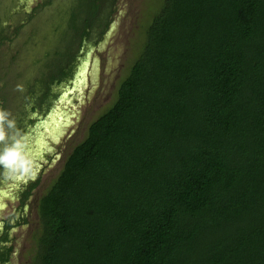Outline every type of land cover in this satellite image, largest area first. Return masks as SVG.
I'll list each match as a JSON object with an SVG mask.
<instances>
[{
	"label": "trees",
	"instance_id": "obj_1",
	"mask_svg": "<svg viewBox=\"0 0 264 264\" xmlns=\"http://www.w3.org/2000/svg\"><path fill=\"white\" fill-rule=\"evenodd\" d=\"M6 1L0 53L17 36L27 48L53 33L34 51L46 59L78 44L55 79L71 87L119 0ZM145 30L114 103L38 203L32 264H264V0H163ZM1 87L25 134L53 107L22 95L12 112ZM13 253L0 247V261Z\"/></svg>",
	"mask_w": 264,
	"mask_h": 264
},
{
	"label": "rangeland",
	"instance_id": "obj_2",
	"mask_svg": "<svg viewBox=\"0 0 264 264\" xmlns=\"http://www.w3.org/2000/svg\"><path fill=\"white\" fill-rule=\"evenodd\" d=\"M5 2L10 3L6 0ZM162 3L163 0L118 1V9L114 12L111 26L105 32V38L103 41L99 40V45L95 46L93 44L90 47L92 56L90 58L87 84L74 87L71 93L73 95L75 93L77 96L70 98L69 95V103L60 101L58 104H53L52 109H50V119L52 114H54L53 118L63 119L60 134L53 138L55 144L48 142L50 149H52L50 153L56 154L58 160L55 161L56 163L52 170L45 175L44 183L38 189V196L34 198L35 202H38L48 186L58 176L66 155L87 137L92 123L114 103L120 83L127 76L142 49V43L145 41V32L147 31L145 29L160 10ZM34 7L35 5L32 8ZM12 9H14V6H12ZM30 9L27 8L26 11L30 12ZM1 14L5 15L4 13ZM2 34L0 37H2ZM52 35L53 33L50 34L49 39L34 40L30 46L29 44L27 45V48L25 46L27 43L25 36L13 37V44L10 42L8 46L1 49L4 52V54L0 53L1 90L2 94L9 99L8 109L12 112H16V104L22 95L19 104L22 105L24 103L27 90H29L27 88H31L37 80L41 79L42 71L36 68L38 65L35 62L34 46L42 47L48 45L51 43L49 40L55 38ZM22 42L25 46L23 51ZM65 47L66 45L62 46L59 52L65 51ZM10 51L15 54L21 51L20 57L24 60L29 57L30 66L29 63L27 65L24 63L26 60L21 62V64L16 61L13 66L11 58H9L10 54H8ZM87 58L88 56L83 61ZM18 85L22 86V88H18ZM11 97L12 99H10ZM13 98L17 99L15 103L12 102ZM75 99H77V103H73ZM62 113L66 117H63ZM61 151L64 152V157ZM0 192L3 193L0 196V203L4 205L3 210L10 212L14 206L8 201L7 196L10 192L6 188H2ZM33 218L29 227L20 229L16 234L18 246L12 264H32L34 260L38 237L36 234L39 232L40 224L38 214H35Z\"/></svg>",
	"mask_w": 264,
	"mask_h": 264
},
{
	"label": "flooded vegetation",
	"instance_id": "obj_3",
	"mask_svg": "<svg viewBox=\"0 0 264 264\" xmlns=\"http://www.w3.org/2000/svg\"><path fill=\"white\" fill-rule=\"evenodd\" d=\"M108 16L110 15L103 12L100 15V20L107 21L106 18ZM65 45L66 50L59 52L57 56H55V53H53L50 58L46 59L45 55H35V62L38 65L36 66V68L37 70L42 71L41 79H39L40 83H38L35 87L36 91H39V96L41 98L39 99L38 95L33 93L34 91L30 93L29 97H31L30 100L32 104L37 108L38 104L42 103L41 101H43L45 105L58 104L60 103V101H67L69 103V98L66 99L69 95L70 98H72L73 96H77L75 93L74 95L71 93L74 89L73 83L71 87H68L64 84L58 83L57 80L55 81V79L58 77L57 72H60L63 67H71L75 64V61L78 60V58L75 56V50L79 47V45H73L70 44V42L66 43ZM71 47L73 49H71ZM90 47L83 46V48L81 49L80 53L83 55V58L80 59V63L77 66L76 75L79 73V69L82 66L81 64L84 62L83 60L90 54ZM34 48L35 50L41 49L40 46H35ZM25 60L26 61L24 63L26 65L29 63L30 66L29 57ZM42 87L50 92L49 96L47 95L45 90L42 89ZM29 97L24 99L23 104H29ZM76 100L77 99L74 100V103H77ZM49 112L50 111H48L44 117L39 116L37 113H33L32 119L36 121L35 124L32 125L31 122H27L25 124L27 130L26 135L29 140L30 155L34 158L38 169L36 175L34 177H29L19 181L11 180L5 177L4 174L0 175V190L2 188H6L10 192V194L7 196L8 201L14 205L11 208L10 212H6L3 209L0 210V247L5 249L11 248L13 246L14 251L13 255L11 256V260H9L7 263H2V261H0V264H12V261L16 256L15 252L18 246V239L16 234L20 229H26L27 227H29L31 225V220L34 219L33 217L35 216V214H38V203L41 198L38 200V202H35L34 198L38 196V189L43 185L45 175L52 170L53 166L56 163L55 161L58 160V156L56 154H51V150H47V148L50 149V145L48 142L52 143L53 145L55 144V142L53 141L54 139L52 138L53 136H50L51 131H49L48 128L49 123L51 122ZM46 133H49V135ZM61 153L63 156L64 152L61 151ZM50 186L51 185L48 186L47 190L50 188ZM2 194L3 193L0 192V196ZM8 239L11 240V242H9Z\"/></svg>",
	"mask_w": 264,
	"mask_h": 264
},
{
	"label": "clouds",
	"instance_id": "obj_4",
	"mask_svg": "<svg viewBox=\"0 0 264 264\" xmlns=\"http://www.w3.org/2000/svg\"><path fill=\"white\" fill-rule=\"evenodd\" d=\"M22 88V86H17ZM0 168L5 177L19 181L34 177L38 171L30 155L29 140L18 127L11 112L0 108ZM3 209V208H2ZM0 209V210H2Z\"/></svg>",
	"mask_w": 264,
	"mask_h": 264
},
{
	"label": "bare ground",
	"instance_id": "obj_5",
	"mask_svg": "<svg viewBox=\"0 0 264 264\" xmlns=\"http://www.w3.org/2000/svg\"><path fill=\"white\" fill-rule=\"evenodd\" d=\"M89 66H90V61H89L88 64H85L83 66V69H85L86 71L82 73V75L84 76V83L81 84V85L87 84V75H88ZM94 72H97V71H94ZM66 99H68V97ZM62 116L66 117V116H64L63 113H62ZM51 117L53 118L54 114H52ZM62 123H63V119L61 120V119L53 118L51 120V122L49 123L48 128H49V131H51L50 132V136H53L52 138H56L58 136V134L60 133V130H61V124ZM46 134L49 135V133H46ZM41 144H42V142H41Z\"/></svg>",
	"mask_w": 264,
	"mask_h": 264
},
{
	"label": "water",
	"instance_id": "obj_6",
	"mask_svg": "<svg viewBox=\"0 0 264 264\" xmlns=\"http://www.w3.org/2000/svg\"><path fill=\"white\" fill-rule=\"evenodd\" d=\"M30 3H31V2H30ZM90 53H91V51H90ZM91 56H92V53L89 54L88 58H87V59L81 64L82 66H81L80 69H79V73H78V75L75 77V79H74V81H73L74 87H75V86H80L81 84L84 83V76L82 75V73L85 72L86 70L83 69V66H84L85 64H88V63H89ZM96 62H97V61H96ZM96 62H95V63H96ZM76 102H77V100H76ZM73 103H74V102H73ZM51 119H53V118H51ZM51 119H50V120H51ZM41 129H42V126H41ZM46 143H47V142H46ZM47 150L49 151V150H52V149L47 148ZM53 150H54V149H53Z\"/></svg>",
	"mask_w": 264,
	"mask_h": 264
},
{
	"label": "snow or ice",
	"instance_id": "obj_7",
	"mask_svg": "<svg viewBox=\"0 0 264 264\" xmlns=\"http://www.w3.org/2000/svg\"><path fill=\"white\" fill-rule=\"evenodd\" d=\"M4 207V205L2 203H0V209H2Z\"/></svg>",
	"mask_w": 264,
	"mask_h": 264
}]
</instances>
